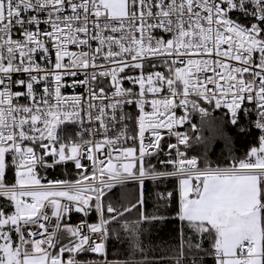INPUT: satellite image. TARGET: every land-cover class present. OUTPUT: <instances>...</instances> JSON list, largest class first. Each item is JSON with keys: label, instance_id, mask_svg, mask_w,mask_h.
<instances>
[{"label": "snow or ice", "instance_id": "snow-or-ice-1", "mask_svg": "<svg viewBox=\"0 0 264 264\" xmlns=\"http://www.w3.org/2000/svg\"><path fill=\"white\" fill-rule=\"evenodd\" d=\"M229 124L257 146L233 155ZM171 178L181 242L150 256L144 226L169 217L143 210L145 182ZM165 261L264 264V0H0V264Z\"/></svg>", "mask_w": 264, "mask_h": 264}, {"label": "trees", "instance_id": "trees-1", "mask_svg": "<svg viewBox=\"0 0 264 264\" xmlns=\"http://www.w3.org/2000/svg\"><path fill=\"white\" fill-rule=\"evenodd\" d=\"M214 116L222 117L223 113L214 112ZM192 123L200 127L201 120L198 114H193ZM185 132L189 131L188 126H185ZM226 134L232 138V146L235 149L233 155L243 156V154L253 146H257V140L259 132L253 128L250 129L248 135L240 134L230 124L225 128ZM196 133H193L195 136ZM205 135L207 133L205 132ZM204 153L203 145L193 144L189 150L191 156H201ZM208 160L215 166H225L230 162V157L227 155L225 144L222 139L213 141L207 150ZM157 167H160L156 160L151 162ZM64 173V174H63ZM49 178H65L66 173L62 169L56 171H50L48 173ZM178 184L175 180H167L157 183L145 184V206L144 209L148 214H162L169 217L168 220L163 223H156L155 225H145L146 231L143 233L141 240L146 250H150L149 255L155 257H168L172 255L181 242V224L176 219V210L178 209ZM172 193L177 199L169 203L168 207H164L163 203L158 199L160 194ZM138 193L137 186L125 187L122 190H118L109 193V198L113 202L126 204L134 201ZM128 218L135 220L137 213L134 211L128 215ZM75 221V218H74ZM186 235H190L189 232H185ZM123 235V234H122ZM128 254L127 241L117 242L110 241L108 244V257L111 260H123ZM139 256V254H138ZM210 260V258H207ZM167 264V261H165Z\"/></svg>", "mask_w": 264, "mask_h": 264}, {"label": "built area", "instance_id": "built-area-1", "mask_svg": "<svg viewBox=\"0 0 264 264\" xmlns=\"http://www.w3.org/2000/svg\"><path fill=\"white\" fill-rule=\"evenodd\" d=\"M67 91H70V90H66V92ZM217 112H220V111H217ZM220 113H222V112H220ZM178 114H180V112H179V110H178ZM185 129V127L183 128V129H181V131H185L184 130ZM254 129V128H253ZM255 131H257V132H259V130H257V129H254ZM79 131V129H78V127L76 126V125H73V124H65V125H62L61 126V128H60V130H59V132H60V135L62 136V137H65V138H68V139H73V138H76V136H77V132ZM153 160H155V159H153ZM152 160V161H153ZM151 161V162H152ZM159 165V164H158ZM160 166V165H159ZM57 169H55V170H50V171H56ZM64 174V173H63ZM167 180H175V178H171V179H166V180H164V181H167ZM176 181V180H175ZM146 183H157V182H153V181H146L145 182V184ZM177 184H178V181H177ZM129 186H135V184H129V185H127L126 187H129ZM178 186H179V184H178ZM120 187H117V188H115V189H113V191L114 190H116V189H119ZM122 189V188H121ZM107 251H108V246H107Z\"/></svg>", "mask_w": 264, "mask_h": 264}, {"label": "rangeland", "instance_id": "rangeland-1", "mask_svg": "<svg viewBox=\"0 0 264 264\" xmlns=\"http://www.w3.org/2000/svg\"><path fill=\"white\" fill-rule=\"evenodd\" d=\"M120 189H121V188H119V189H116L115 191H118V190H120ZM122 189H123V188H122ZM122 189H121V190H122ZM113 192H114V191H113Z\"/></svg>", "mask_w": 264, "mask_h": 264}, {"label": "crops", "instance_id": "crops-1", "mask_svg": "<svg viewBox=\"0 0 264 264\" xmlns=\"http://www.w3.org/2000/svg\"><path fill=\"white\" fill-rule=\"evenodd\" d=\"M177 188H179V186H178ZM178 190H179V189H178Z\"/></svg>", "mask_w": 264, "mask_h": 264}]
</instances>
